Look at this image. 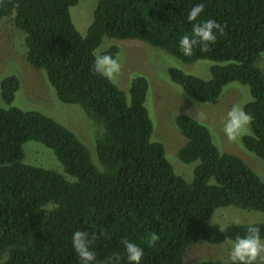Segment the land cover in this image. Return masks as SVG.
<instances>
[{"label": "trees", "instance_id": "trees-1", "mask_svg": "<svg viewBox=\"0 0 264 264\" xmlns=\"http://www.w3.org/2000/svg\"><path fill=\"white\" fill-rule=\"evenodd\" d=\"M77 2L0 0V21L10 17L23 32L28 61L45 71L62 102L97 124L93 153L53 117L11 106L20 78L2 80L0 264H81L71 243L81 229L95 264H128L123 239L144 249L142 264H184L193 243L243 235L248 224L231 222L221 232L210 219L228 206L264 213V180L240 156L221 151L208 126L187 113L175 117L186 139L178 156L198 163L191 182L177 174L165 145L152 137L148 78L135 76L126 92L92 71V54L109 36L147 42L188 63L214 61L210 78L173 66L169 76L203 103L217 102L231 82L247 85L244 110L253 120L242 143L264 159V70L256 63L264 53V0H97L85 35L71 17ZM197 2L205 5L201 19L218 21L223 33L207 51L198 44L185 56L178 41L191 30L187 12ZM118 51L113 45L103 52ZM31 140L52 149L64 172L26 163L23 145ZM251 224L264 237V222Z\"/></svg>", "mask_w": 264, "mask_h": 264}, {"label": "rangeland", "instance_id": "rangeland-1", "mask_svg": "<svg viewBox=\"0 0 264 264\" xmlns=\"http://www.w3.org/2000/svg\"><path fill=\"white\" fill-rule=\"evenodd\" d=\"M96 3L97 0H78L77 4L71 7L72 20L83 35L87 33L92 22ZM113 45L119 47L120 53L121 72L115 82L120 88L128 92L133 79L131 77L137 75H144L149 80L146 105L153 120L152 137L165 145L167 157L177 174L191 182L194 178V168L198 163H184L178 156L186 139L177 128L175 117L177 114L187 113L208 126L213 141L221 151L240 156L264 180V159L247 150L242 138L239 141H230L223 133L227 111L234 104H240L244 108L251 99L247 85L237 81L231 82L225 86L217 102H199L171 80L168 69L172 66L178 67L187 73L207 79L211 77V66L214 61L200 59L188 63L147 42L109 36L103 37L96 51H106ZM256 63L264 70V53ZM12 74L20 78L21 84L11 106L38 110L53 117L73 130L91 151L95 152L97 138L95 136L97 127L93 124L95 122L87 118L80 106L64 103L58 98L45 71L28 61L24 34L14 26L9 17L0 21V91L2 80ZM23 148L26 163L64 172L53 150L43 143L31 140L24 143ZM236 217L240 218L241 224L264 222V213L242 210L234 206L219 208L210 221L216 218L217 224L228 225ZM228 241L217 244L200 241L189 245L184 255V264H198L205 259L218 263L227 261L230 249ZM261 255L264 257V253ZM260 262H264V259Z\"/></svg>", "mask_w": 264, "mask_h": 264}, {"label": "clouds", "instance_id": "clouds-1", "mask_svg": "<svg viewBox=\"0 0 264 264\" xmlns=\"http://www.w3.org/2000/svg\"><path fill=\"white\" fill-rule=\"evenodd\" d=\"M205 5L202 2L195 3L187 12V21L191 23L189 33L180 37L178 45L185 56L193 54L196 45H202V50L207 51L210 44L215 43L217 32L223 33V27L214 19H201ZM92 71L115 83L121 72L120 53L93 52ZM134 78V77H131ZM253 116L246 112L240 104H234L226 113L223 122V133L230 141H239L245 135L251 133L250 125ZM240 225L241 220L236 217L232 221ZM221 232L227 230L226 225H218ZM157 239L152 235L151 240ZM230 249L227 261L222 264H260L264 253V237L261 236V227L258 224L245 226L243 235H237L228 241ZM72 246L80 258L81 264H95L96 255L91 249L92 240L85 230H75L71 236ZM128 264H142L144 249L137 243L123 239Z\"/></svg>", "mask_w": 264, "mask_h": 264}]
</instances>
